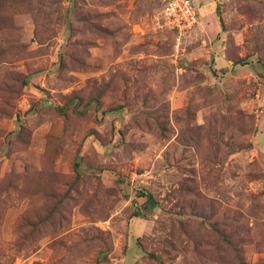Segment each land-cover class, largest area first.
Here are the masks:
<instances>
[{
    "label": "rangeland",
    "instance_id": "rangeland-1",
    "mask_svg": "<svg viewBox=\"0 0 264 264\" xmlns=\"http://www.w3.org/2000/svg\"><path fill=\"white\" fill-rule=\"evenodd\" d=\"M193 2L0 0V264H264V0Z\"/></svg>",
    "mask_w": 264,
    "mask_h": 264
},
{
    "label": "built area",
    "instance_id": "built-area-1",
    "mask_svg": "<svg viewBox=\"0 0 264 264\" xmlns=\"http://www.w3.org/2000/svg\"><path fill=\"white\" fill-rule=\"evenodd\" d=\"M164 25L175 30L177 40L201 26L200 17L193 0H162Z\"/></svg>",
    "mask_w": 264,
    "mask_h": 264
},
{
    "label": "trees",
    "instance_id": "trees-1",
    "mask_svg": "<svg viewBox=\"0 0 264 264\" xmlns=\"http://www.w3.org/2000/svg\"><path fill=\"white\" fill-rule=\"evenodd\" d=\"M146 198H147V200H148V198H150V196H149V195H147V197H146Z\"/></svg>",
    "mask_w": 264,
    "mask_h": 264
}]
</instances>
